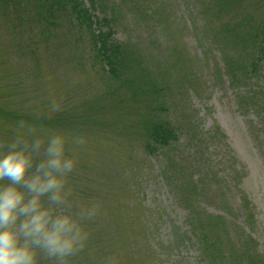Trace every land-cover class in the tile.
I'll list each match as a JSON object with an SVG mask.
<instances>
[{"label":"rangeland","instance_id":"1","mask_svg":"<svg viewBox=\"0 0 264 264\" xmlns=\"http://www.w3.org/2000/svg\"><path fill=\"white\" fill-rule=\"evenodd\" d=\"M120 1L93 11L95 23H109L103 39L138 47L171 67L168 76L192 75L186 90L151 106L161 108L156 115L177 140L149 155L155 144L142 125L149 119L130 101L149 92L141 96L128 87L131 79L118 82L97 68L93 35L72 26L58 0H37L39 23L35 1L9 9L8 17L0 11V145L21 120L84 135V145L69 144L78 157L69 211L86 202L99 207L84 222L88 240L71 264H264V62L252 73L250 52L219 44L225 23L208 12L221 0ZM46 27L63 28L74 50L50 53L56 40H41ZM25 47L37 48L38 58ZM225 56L237 64V77ZM53 98L62 110L50 112Z\"/></svg>","mask_w":264,"mask_h":264},{"label":"clouds","instance_id":"2","mask_svg":"<svg viewBox=\"0 0 264 264\" xmlns=\"http://www.w3.org/2000/svg\"><path fill=\"white\" fill-rule=\"evenodd\" d=\"M50 112L62 110L53 98ZM69 144L83 134L38 130L21 120L0 145V264H71L88 240L85 221L98 204L72 208L69 177L78 157Z\"/></svg>","mask_w":264,"mask_h":264},{"label":"trees","instance_id":"3","mask_svg":"<svg viewBox=\"0 0 264 264\" xmlns=\"http://www.w3.org/2000/svg\"><path fill=\"white\" fill-rule=\"evenodd\" d=\"M34 1L36 4L37 0H0V11L3 13L4 17H8L10 13L9 9H17L28 2L29 4L30 2L34 3ZM106 1L110 3L118 2V0H58V5L66 10L65 14L69 16L68 19L70 18L72 26L85 28L93 35L90 47H92L93 53L95 54L94 63L97 68L104 73H107V70L117 81L123 80L124 78L131 79L132 82L126 80L128 87L132 89L133 86L141 96L146 91L149 92L148 98H150V101H147L148 98H144V101L141 100L138 98V94L132 96L130 101L133 108L141 107L143 111V115H141L142 118L149 119L145 121L146 124L142 125L144 128L150 130L152 143L155 145L148 147V153L149 155H153L157 150L156 147L168 145L170 140H177V136L169 123L162 121L161 118L157 117L156 113H161V108L154 107L151 109V106L157 104L163 106L161 98L164 97L167 92L174 94L175 92L186 90V87H188L187 82H190L192 75L188 74L185 77V81H182L181 78L176 79L172 75L168 76L169 74L167 75V72L171 67L166 65V68L163 69L160 66V63H153L150 57L147 55L145 57L144 52L138 47L121 45L112 39L104 40L101 35V30L108 28L109 23L106 18H102L95 23L94 18H96V14L93 11L104 10L103 7L106 4ZM121 1L123 2V0ZM121 1L119 4H122ZM135 2L138 3L137 0H133L132 4ZM215 2H218V0H215ZM245 9H253L256 16L249 14ZM41 10L42 4L37 3L35 8L36 13L33 17L35 23H39L41 19L39 16ZM208 15L211 16V18H214V20L219 21L220 25L225 23L224 26L220 27V31L222 29L226 30L224 37L225 40H217L219 44L223 48L227 44L230 46L234 45L235 49H238V53L242 50L250 52V56L252 57L250 62L251 72L256 73L259 64L264 62V0H253V3L248 2V0H221L217 3V10L214 8L212 11L208 12ZM20 21L23 23L21 24V27L25 26V22L23 20ZM61 30H63V28H45L43 34L40 35L41 40H51V38L56 40V42H52V47H50V44L48 45L45 49L46 51L49 47L50 53L56 48L68 51L74 50L73 41L64 40L61 35ZM50 31L55 32L51 33ZM58 31L60 32L58 33ZM15 32L18 38L22 40L21 36L23 33L17 29H15ZM20 33L22 35H20ZM9 35L13 37L11 31L9 32ZM14 37L16 38L15 35ZM29 40L34 39L30 37ZM79 43V40H75L77 46ZM228 45L226 46L227 49L229 48ZM24 49L28 53V57L32 56L38 58L33 55L39 53L37 48L27 49L25 47ZM85 51L87 52L89 49L87 48ZM74 56L77 57V54L75 53ZM225 57L231 74L237 77L240 72L237 68V64L233 62L232 57ZM239 66L241 69L244 68L243 65L239 64ZM180 70H182V68L175 71L178 73ZM176 85L180 86L178 87ZM142 107H145L146 110Z\"/></svg>","mask_w":264,"mask_h":264}]
</instances>
